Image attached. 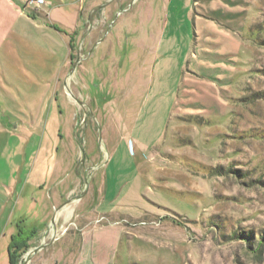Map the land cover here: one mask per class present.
I'll list each match as a JSON object with an SVG mask.
<instances>
[{
  "label": "rangeland",
  "instance_id": "rangeland-1",
  "mask_svg": "<svg viewBox=\"0 0 264 264\" xmlns=\"http://www.w3.org/2000/svg\"><path fill=\"white\" fill-rule=\"evenodd\" d=\"M43 1L0 0V109L11 114L9 128L12 115L24 117L19 107L62 111L58 122L54 111L48 120L55 133L44 144L64 162L78 157L68 179L80 177L81 188L60 204L82 199L54 227L59 205L50 210L36 227L49 229L34 247L57 242L27 264L55 263L56 254L76 250V227L114 220L126 228L116 264H264V0ZM160 35L169 38L171 56L185 60L162 78L179 80L163 140L141 153L127 128L152 81L141 61ZM67 48L78 67L69 87ZM7 138L0 135V155ZM101 179L110 190L111 182L132 190L116 202L120 216L90 213ZM24 210L28 229L36 209ZM6 242L0 264H8Z\"/></svg>",
  "mask_w": 264,
  "mask_h": 264
},
{
  "label": "crops",
  "instance_id": "crops-1",
  "mask_svg": "<svg viewBox=\"0 0 264 264\" xmlns=\"http://www.w3.org/2000/svg\"><path fill=\"white\" fill-rule=\"evenodd\" d=\"M160 36V42L157 45L158 48L154 51H149L148 49L146 51V58L141 61L142 69L146 73H150L152 81H150L149 87L147 86L148 89L141 102L143 105L136 113L133 123L130 124V128H127L130 131L129 135L134 139L132 145L141 153L149 152L163 140L172 106L176 100L179 80L175 74L176 77L166 85L163 83L162 78H164V74L168 71L178 72L182 61L185 60L182 53L178 57L174 54L171 56L169 38L164 39L162 37L164 35ZM97 43L99 44L100 41L97 40L94 43L92 46L94 49L98 46ZM163 46L166 49L165 51H162L164 49ZM69 51V48H67L64 56L65 58L67 57L68 63L70 64L67 79L64 81L65 87H67V84L68 87L72 85V78L77 74L78 68L77 66H71ZM86 56L88 57V55ZM64 57L54 66L55 69L53 71L55 77L58 73L57 66L63 65L62 60ZM154 76H156V80H154ZM69 77L71 79H68ZM55 80L58 82L57 79ZM16 101L19 103L18 100ZM39 101L31 104H40ZM50 108L48 112L47 108H42L41 105H38L35 110L30 108L27 112L25 107H19L18 112L25 119L34 120L35 118L36 120H45L46 123H24L21 122L24 117L21 118L12 115L17 119V122L13 123V126L10 123V128L8 126L11 114L6 116V111L0 109V135H12L13 137L12 140L7 138V140H3L4 142L1 141L2 152L0 155V161L2 162L0 165V177H2L0 179V194L2 195L0 196V202H2L0 205V225L3 222V227L0 228V244L6 238L7 262L10 237L15 233L17 224H22L26 227L27 214L25 213L24 205L29 204L32 209H36L35 216L37 220H34L28 227L36 231L35 236L30 241L31 248H35V240L39 239V234L41 232L46 233L49 229H46L47 226L41 228V224L43 220H45L44 223L48 222L52 212L50 210L55 209L58 205L61 207L68 201H71L73 198L60 204L62 199H67L81 188L80 177L68 179L72 173L71 169L75 167V160L78 157L76 156L70 163L64 162L63 159H57V152L55 154V151L52 150L49 143L44 144V136L47 133L51 136L55 133L47 123L53 117V111L57 113L54 116L57 122L59 121L58 117L62 113L61 110H58L59 108L57 106L55 109H52V106ZM101 110L103 111L102 106ZM27 113L30 115L26 116ZM144 122L146 123L144 124ZM112 127L115 129L117 126L113 125ZM73 131L72 129V133ZM111 131V127L107 128L108 137ZM106 142L108 143V140ZM27 147L31 149L29 153L26 150ZM68 148H66L65 153L70 154ZM70 167L71 169H69ZM135 171V177L138 178L137 169ZM60 173L64 176H60ZM131 191L129 187L124 191H118L117 182H111L110 190L109 180L107 179L96 181L92 193L95 204L90 213L96 214L98 218L104 217L105 215L120 216L121 214L116 211V202L117 200L122 201L126 199ZM107 201L109 202L107 203ZM66 206L60 210L56 219ZM39 225L41 227L37 229L36 227ZM125 229L119 220L103 223H96L94 221V223L82 224L79 228L76 227L79 235L78 241L76 242L78 245L74 253L70 252L68 255H64L60 252L55 257H52L55 261L52 264H116L117 247L123 235L126 233ZM56 242V240H52L46 247L51 244H56ZM41 252L42 250L34 256ZM47 263L48 260L43 262V264Z\"/></svg>",
  "mask_w": 264,
  "mask_h": 264
},
{
  "label": "trees",
  "instance_id": "trees-1",
  "mask_svg": "<svg viewBox=\"0 0 264 264\" xmlns=\"http://www.w3.org/2000/svg\"><path fill=\"white\" fill-rule=\"evenodd\" d=\"M57 30V29H56ZM59 32L64 33L59 30ZM69 43V47L72 51V38ZM70 58L73 59L72 55ZM36 231L31 228H25L22 224H17L15 233L10 237L9 245H8V263L9 264H19L21 257H23L24 253L27 252L31 246L30 241L35 236ZM259 244V243H258Z\"/></svg>",
  "mask_w": 264,
  "mask_h": 264
},
{
  "label": "water",
  "instance_id": "water-1",
  "mask_svg": "<svg viewBox=\"0 0 264 264\" xmlns=\"http://www.w3.org/2000/svg\"><path fill=\"white\" fill-rule=\"evenodd\" d=\"M98 44V43H97ZM70 97L75 100L77 103H81L77 98H75L71 93H69ZM84 158V157H83ZM86 184V183H85ZM81 199V196H76L75 198H73L71 201H77V200H80ZM71 201H68L67 203H65L64 205H62L61 207L57 208L54 213H53V217H52V220H51V225H55V219H56V216L58 215V213L60 212V210L66 206L69 202ZM54 227V226H53ZM55 233V232H54ZM46 246H38V247H35V248H31L29 249L27 252L24 253V264H27L29 263L30 259L36 254L38 253L39 251L43 250Z\"/></svg>",
  "mask_w": 264,
  "mask_h": 264
},
{
  "label": "built area",
  "instance_id": "built-area-1",
  "mask_svg": "<svg viewBox=\"0 0 264 264\" xmlns=\"http://www.w3.org/2000/svg\"><path fill=\"white\" fill-rule=\"evenodd\" d=\"M27 2L28 3H30V4H35V5H37V6H40V5H44L45 4V2L43 1V0H27Z\"/></svg>",
  "mask_w": 264,
  "mask_h": 264
},
{
  "label": "flooded vegetation",
  "instance_id": "flooded-vegetation-1",
  "mask_svg": "<svg viewBox=\"0 0 264 264\" xmlns=\"http://www.w3.org/2000/svg\"><path fill=\"white\" fill-rule=\"evenodd\" d=\"M70 55H72L71 53H70ZM73 57V56H72ZM72 59L70 58V61H71Z\"/></svg>",
  "mask_w": 264,
  "mask_h": 264
}]
</instances>
